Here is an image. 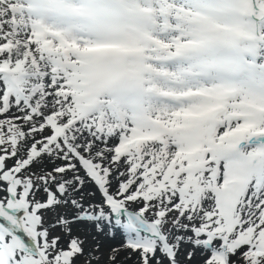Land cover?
I'll return each mask as SVG.
<instances>
[{
	"label": "snow or ice",
	"instance_id": "6c2138e0",
	"mask_svg": "<svg viewBox=\"0 0 264 264\" xmlns=\"http://www.w3.org/2000/svg\"><path fill=\"white\" fill-rule=\"evenodd\" d=\"M79 226L264 264V0H0V264H91Z\"/></svg>",
	"mask_w": 264,
	"mask_h": 264
},
{
	"label": "rangeland",
	"instance_id": "374dc122",
	"mask_svg": "<svg viewBox=\"0 0 264 264\" xmlns=\"http://www.w3.org/2000/svg\"><path fill=\"white\" fill-rule=\"evenodd\" d=\"M39 199H43V193L38 194ZM51 218V215L49 216ZM85 226H79V234L84 236L86 235L85 253L87 254L90 250L95 248V245L99 243L100 249L99 252H94V255H98L99 259H94L91 261V264H112V261L109 260V254L111 249L114 246H117L122 243L119 235L115 239L109 238L106 234L96 233L95 229L90 226L87 227V232L84 230ZM128 254L126 252H120L116 258L115 264H138L137 256H132L127 258ZM88 260V256H81L78 258L77 264H85V261ZM193 264H196V261H193Z\"/></svg>",
	"mask_w": 264,
	"mask_h": 264
}]
</instances>
